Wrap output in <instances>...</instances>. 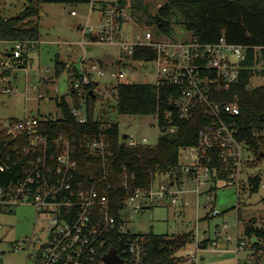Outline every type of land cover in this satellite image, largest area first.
Masks as SVG:
<instances>
[{
  "label": "built area",
  "instance_id": "built-area-1",
  "mask_svg": "<svg viewBox=\"0 0 264 264\" xmlns=\"http://www.w3.org/2000/svg\"><path fill=\"white\" fill-rule=\"evenodd\" d=\"M71 13L76 14L75 11ZM102 13V19L96 26L84 28L85 36L90 40L118 45L130 57L136 47L153 53L149 60H128L129 68L122 63V55H119L117 68H112L110 72L113 77L119 81L134 82L129 78L134 72L131 71L134 63L151 64L155 79L152 83L175 85L181 89L178 97L171 95L169 98L180 118L190 119L198 107L205 108L211 115L212 122L199 131L198 145L184 148L190 149L191 157L190 161L181 165L182 169L200 186L210 180L215 181L205 155L211 161L208 151L217 148L220 160L235 166L224 184H236L239 190L243 152L250 148L238 136L239 128L234 120L240 114L238 97L234 94L232 99H228L227 94L240 80L246 48L229 43L225 38L215 43H202L193 37L176 40L168 36V40H160L151 31L144 34L134 32L132 39L128 40L127 34L122 31L127 18L124 7L118 3L110 4L102 9ZM5 43L10 46L2 48ZM34 46L35 43L29 41L0 40V72L11 70L7 58L22 62L24 51ZM105 67L104 63H92L87 67L83 59L77 66L80 76H76L74 70L68 72L72 91H84L87 85L97 90L99 84L92 74L102 75ZM6 79H0V87ZM3 92L7 93L9 89L4 88ZM55 92L53 96L40 92L37 98L54 103L58 111L56 114H41L35 110L34 115L11 117L0 122V132L7 138L0 147V177L8 170L14 171L16 176L8 183L0 184V209L29 204L47 219V236L43 241L38 240L36 252L31 253L37 264H110L104 260V255L112 247L122 259L120 264H144L147 255L145 236L129 225L128 217L147 208L177 203L182 189L173 188L177 181L176 169L166 173L168 177L173 176L172 183L156 184L159 176L156 174L148 187L134 188L123 201L118 214L114 213L109 198L112 144L108 126L101 125L96 131L81 136L62 128L54 136L41 124L63 118L58 105L62 96L57 88ZM71 112L78 123L88 121L86 105L73 106ZM169 117L170 124L163 132L172 133L177 128L171 124L172 116ZM121 139L131 147L149 144L146 137L139 139L125 135ZM84 159L91 170L89 173L80 169ZM129 177V170L123 167L121 182L124 189L129 188ZM123 208L127 209L126 213ZM212 214L216 216L218 212L213 211ZM226 227L224 224L223 228ZM203 240L197 243L199 250L208 249L210 240L205 247L200 246ZM227 240H236L237 250L252 248L258 251L251 240L233 239L230 235ZM211 245L217 247V242L212 240Z\"/></svg>",
  "mask_w": 264,
  "mask_h": 264
},
{
  "label": "rangeland",
  "instance_id": "rangeland-1",
  "mask_svg": "<svg viewBox=\"0 0 264 264\" xmlns=\"http://www.w3.org/2000/svg\"><path fill=\"white\" fill-rule=\"evenodd\" d=\"M29 0H0V13L4 17H12L20 13ZM97 3L105 1L114 3L118 0H95ZM163 0H147L149 11L156 13ZM74 10L76 14H72ZM127 15L122 31L132 39L134 32H153L156 38L176 40L192 38V33L184 28L182 23L172 21L171 33L160 32L155 24H148L150 18L133 10L131 0H127L124 7ZM100 13L92 9L91 4L67 5L61 3H42L41 15L37 19L40 24L41 39L34 47H30L27 56L22 62L15 58H7L11 64V71L6 81L0 87V122L11 117L22 118L32 114L33 110L41 114L57 113L54 103L48 100H38V94L46 96L58 94L64 96L69 106H75L71 87V78L68 74L72 65L77 67L84 59L89 67L92 63L106 64L102 75L92 74L99 84L97 108L95 118L100 121L117 122L120 136L133 135L139 139L146 137L149 144H156L161 130L154 115L120 114L116 108L114 86L118 78L111 75L112 68H117V59L122 55L123 64H127V56L115 44L90 40L85 36L84 28L96 26L100 21ZM100 18V19H99ZM10 46L2 44V48ZM92 46V49L89 47ZM66 63L67 69L56 75V60ZM128 68L129 65L127 64ZM129 78L134 82L154 81L151 64L141 65L135 62ZM44 80H47L44 82ZM264 81L262 76L252 78L251 85L257 86ZM36 86V88H34ZM8 88L9 92H3ZM85 91L78 92L79 106L85 107ZM51 105V108L49 106ZM260 150L264 151V131ZM190 149H181L179 180L173 188L182 189L178 194L177 203L147 208L145 211L129 216V225L136 227L139 233L179 234L192 231L194 242L177 252L181 257V264H247L255 262L264 264V250L256 251L252 248L237 250L236 240H227L230 235L233 239L248 241L245 235L246 226L253 223L264 228V183L259 192L248 196H240L236 184H217L210 180L200 186L192 180L181 165L190 161ZM262 157V158H260ZM250 162L252 164H250ZM264 168L263 156L247 149L243 152L241 177L248 174H257ZM173 176L160 174L156 184L169 185ZM181 181V182H179ZM214 187L212 192L210 189ZM217 187V188H216ZM127 212L126 208H123ZM218 215L213 216L212 212ZM226 224L227 227L223 228ZM47 219L38 213L37 209L29 204H19L9 209L0 210V264H37V259L29 256L36 252L38 240L43 241L46 233ZM223 228L222 231L220 229ZM205 238L217 240L218 247L208 244V249L199 250L197 243ZM200 243V242H199ZM211 245V246H210ZM195 256V258L193 257ZM259 256V260L257 257ZM195 259V260H194Z\"/></svg>",
  "mask_w": 264,
  "mask_h": 264
},
{
  "label": "trees",
  "instance_id": "trees-1",
  "mask_svg": "<svg viewBox=\"0 0 264 264\" xmlns=\"http://www.w3.org/2000/svg\"><path fill=\"white\" fill-rule=\"evenodd\" d=\"M123 0L114 3L99 2L100 8L107 5L120 4ZM127 1V0H126ZM42 3H61L67 5L91 4L93 0H29L24 9L15 16L4 17L0 13V40L1 41H29L38 42L41 39V30L38 18L41 15ZM97 4V3H96ZM95 4V5H96ZM94 5V7H95ZM133 10L147 15L149 25L165 34L172 31V21L182 23L184 28L192 33V37L202 43H215L221 38L229 43L243 45L246 48V58L242 61L240 80L227 94L232 99L236 94L240 106V114L234 117L239 128L238 136L245 140L249 148L263 156L260 146L264 131V81L257 86H252L251 81L255 76L264 78V0H163L156 13L149 11L147 0H131ZM122 22V19H121ZM28 47L22 56L25 59ZM152 51L136 47L133 55L127 60L151 58ZM148 59V60H149ZM56 75L59 76L67 69L66 63L58 59L55 63ZM77 74L78 68L72 65ZM11 70L0 72V79L6 77ZM90 90L93 93H90ZM85 105L88 112V121L80 124L71 112L66 98L58 105L63 112V118L55 122L43 121L42 127L49 129L54 136L62 128L68 129L78 136L90 131H96L101 125L108 126L112 154L110 160L112 187L110 189V202L114 213L118 214L125 198L136 187H148L156 178V174H165L173 169H178L181 149L198 145V134L212 122V117L203 107H198L190 119L180 118L174 103L169 102L171 95L178 97L181 89L175 85L156 84L152 82H124L119 81L114 86L116 108L120 114L128 115H154L156 116L161 133L156 144L128 146L120 137L117 122H105L95 118L98 93L94 86L84 87ZM75 106H79L78 91H72ZM169 114V115H168ZM176 126L175 132H163L170 124ZM7 141L6 136L0 132V147ZM211 161L206 157V164L211 167L212 176L217 184H222L229 178L235 169L233 164L223 163L218 154V149L208 151ZM262 158V157H260ZM250 164H252L250 162ZM123 167L130 172L129 188L124 189L121 175ZM80 169L89 173L86 160L81 161ZM177 173L179 180L181 172ZM16 178L15 172L8 170L0 177V184L8 183ZM181 182V181H179ZM264 183V168L257 174H248L241 179L238 192L240 196H248L259 192ZM217 188V187H216ZM214 187L210 189V192ZM264 200V197H263ZM1 210V209H0ZM146 239L147 255L144 264H181L182 259L177 252L194 242L192 231L179 234H162L155 232L142 233ZM249 240L255 237L254 246L259 251L264 250V228L249 223L245 229ZM209 239L203 240L200 246L205 247ZM259 260V256L257 257ZM256 264L255 262H253Z\"/></svg>",
  "mask_w": 264,
  "mask_h": 264
},
{
  "label": "water",
  "instance_id": "water-1",
  "mask_svg": "<svg viewBox=\"0 0 264 264\" xmlns=\"http://www.w3.org/2000/svg\"><path fill=\"white\" fill-rule=\"evenodd\" d=\"M127 5V1L123 0L122 1V6L125 7ZM90 93H93L92 90H90ZM33 115L35 112L32 113ZM204 161V158H203ZM255 240V237L252 239V241ZM30 256V255H29ZM104 260L110 264H120L122 262L121 257H119L117 250L115 247L110 248L109 252L104 255ZM2 259L0 258V262ZM247 264H254L253 262H249Z\"/></svg>",
  "mask_w": 264,
  "mask_h": 264
},
{
  "label": "crops",
  "instance_id": "crops-1",
  "mask_svg": "<svg viewBox=\"0 0 264 264\" xmlns=\"http://www.w3.org/2000/svg\"><path fill=\"white\" fill-rule=\"evenodd\" d=\"M105 2V1H104ZM97 2L95 1V0H93V3H91V6H92V9L94 10V11H97V12H99L101 15H100V18L102 19V16H103V13H102V9L100 8V6H99V4L97 3ZM96 4V5H95ZM94 5H95V7H94ZM72 11H74V10H72ZM71 11V12H72ZM75 15V14H74ZM99 18V19H100ZM39 42V41H38ZM38 42H36V43H38ZM35 43V44H36ZM89 49H92V46H90L89 47ZM68 70V69H67ZM35 110H33L32 112H34ZM205 239H209V240H211L210 238H205ZM212 241V240H211ZM216 242H217V240H215ZM217 247H218V244H217ZM203 251V250H202ZM249 263V262H248Z\"/></svg>",
  "mask_w": 264,
  "mask_h": 264
},
{
  "label": "flooded vegetation",
  "instance_id": "flooded-vegetation-1",
  "mask_svg": "<svg viewBox=\"0 0 264 264\" xmlns=\"http://www.w3.org/2000/svg\"><path fill=\"white\" fill-rule=\"evenodd\" d=\"M29 255L31 256V253Z\"/></svg>",
  "mask_w": 264,
  "mask_h": 264
}]
</instances>
